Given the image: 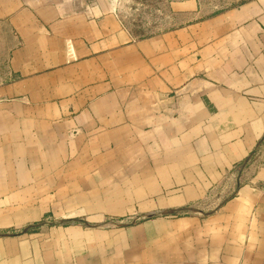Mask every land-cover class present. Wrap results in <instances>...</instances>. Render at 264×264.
Wrapping results in <instances>:
<instances>
[{
    "label": "crops",
    "instance_id": "0c3cea01",
    "mask_svg": "<svg viewBox=\"0 0 264 264\" xmlns=\"http://www.w3.org/2000/svg\"><path fill=\"white\" fill-rule=\"evenodd\" d=\"M1 47L0 264H264V0L147 38L0 0Z\"/></svg>",
    "mask_w": 264,
    "mask_h": 264
},
{
    "label": "rangeland",
    "instance_id": "374dc122",
    "mask_svg": "<svg viewBox=\"0 0 264 264\" xmlns=\"http://www.w3.org/2000/svg\"><path fill=\"white\" fill-rule=\"evenodd\" d=\"M100 6H112L123 26L137 38H147L166 31L192 24L212 17L215 13L234 8L248 0H86ZM197 9V11H196ZM4 55L0 48V66ZM72 221H66L71 223ZM45 224L46 219L35 224H27L31 230L38 229ZM51 224L59 221L49 220ZM90 224V223H89ZM86 224L101 225L99 223ZM50 225V224H49ZM58 225V224H57ZM91 227V226H90Z\"/></svg>",
    "mask_w": 264,
    "mask_h": 264
},
{
    "label": "trees",
    "instance_id": "16d2710c",
    "mask_svg": "<svg viewBox=\"0 0 264 264\" xmlns=\"http://www.w3.org/2000/svg\"><path fill=\"white\" fill-rule=\"evenodd\" d=\"M37 226H39V225L29 226L28 228L23 229L21 233H29V232L33 231V230H31L33 227H37ZM35 230L36 229H34V231Z\"/></svg>",
    "mask_w": 264,
    "mask_h": 264
}]
</instances>
